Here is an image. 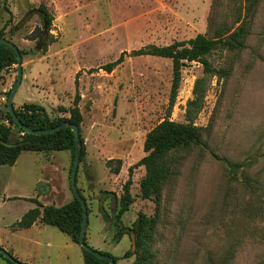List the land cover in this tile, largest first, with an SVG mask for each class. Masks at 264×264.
I'll return each mask as SVG.
<instances>
[{
  "label": "rangeland",
  "instance_id": "374dc122",
  "mask_svg": "<svg viewBox=\"0 0 264 264\" xmlns=\"http://www.w3.org/2000/svg\"><path fill=\"white\" fill-rule=\"evenodd\" d=\"M40 7L54 22L38 49L29 37L43 30L40 17L19 24ZM245 9V0H0V33L26 54L14 108L38 105L52 119H66L60 109H71L81 96L85 159L77 186L90 211L87 240H102L118 264L136 263L137 256H123L130 250L140 253L131 239L138 233L151 249L153 264H264V0H259L245 48L217 50L208 57L217 76L206 75L198 63L183 68L173 108L170 60L127 57L111 74L100 69L123 53L229 33ZM220 71L229 75L220 79ZM16 81L17 65L0 75V115L7 107L1 99H8ZM197 85L204 99L191 117L203 129L201 143L175 155L157 208L141 197L146 171L136 165L147 156L144 144L155 127L166 120L192 121L188 104L196 98ZM67 155L25 153L14 166H4L0 199L4 194L30 198L45 178L46 165L58 166ZM226 163L241 170L232 173ZM130 169L134 202L117 219ZM107 193L118 198L116 211L110 210ZM102 198L112 222L101 220ZM140 217L155 219V228L143 230L140 223L138 230Z\"/></svg>",
  "mask_w": 264,
  "mask_h": 264
},
{
  "label": "trees",
  "instance_id": "16d2710c",
  "mask_svg": "<svg viewBox=\"0 0 264 264\" xmlns=\"http://www.w3.org/2000/svg\"><path fill=\"white\" fill-rule=\"evenodd\" d=\"M246 9L245 16L237 20L238 27L233 31L227 33L222 32L215 38H208L205 35H198L196 38L185 42H178L168 47L149 46L139 51L132 53H123L118 60L109 63L100 68L107 74H111L117 67L124 64L127 57L141 58V57H157L168 59L173 64L174 80L172 85L170 108H173L178 96V90L182 80V70L188 64L198 63L204 67L206 75L217 76L218 73L211 67L208 62V57L217 50L240 51L245 48L246 41L249 37L252 19L259 0H245ZM40 20L43 29L46 32L51 30L54 22L53 17L45 7H40ZM0 33V38H3ZM20 54L25 56L23 51ZM17 56L8 47L0 45V75L13 65H17ZM220 79L229 75L228 71H220ZM77 86V84H76ZM11 92L8 94V99ZM195 100L188 104V119L192 120V115L202 109L203 96L199 91L198 85L195 88ZM81 96L76 95L73 106L71 109H60L63 114H68L69 118L66 119H52L45 109L38 105H23L22 108L15 109L16 116L24 126L33 131H46L57 128L63 124L77 126L82 130L84 122L83 115L80 110ZM8 120L11 124L7 127L4 121ZM14 132L17 134L16 139H12ZM22 131L13 121L8 111L1 115L0 119V167L14 166L22 153H38V154H51L59 152H68L70 154V170L69 180L71 176V169L75 157V138L70 129H65L59 133L43 136L28 135L20 136ZM203 129L197 127L192 120L189 124H179L170 120H166L162 124L155 127L146 137L144 144V151L147 154L136 166L144 167L146 175L140 183L141 197L144 200H152L159 208L161 203L162 192L166 184L169 182L173 175V158L182 150H190L197 147L201 143ZM82 140V139H81ZM82 156L81 164L85 159V145L82 140ZM226 167L232 173H236L241 168L237 165H230L226 163ZM80 169V168H79ZM118 173V171H116ZM79 173V170H78ZM133 169H130V179L123 187V196L120 202L119 217L124 216L129 212L134 200L131 196L132 174ZM78 183V176L77 181ZM246 185L251 186V182L245 180ZM71 190V185H70ZM82 198L86 202L85 197ZM72 193V191H71ZM73 195V193H72ZM37 208L29 211L22 220L14 226V229H29L37 222L44 225L54 227L63 234L69 236L72 241L79 245V238L83 224V211L81 204L73 196L72 202L61 207H43L41 204L36 203ZM87 204V203H86ZM88 210V216H89ZM138 223L142 224L143 230L149 227V230L155 228L156 220H146L144 217L138 219ZM136 223V228L138 226ZM85 242L87 245V234ZM137 248L140 253H133L129 251L125 254L124 259H129L137 256L135 264H153V255L148 245H144V239L141 233L137 235L136 239ZM85 264H109L105 261L96 259L93 255L87 253L82 249ZM104 254V253H103ZM108 255V254H106ZM0 257L12 264L9 260L5 259L2 255ZM12 257V256H11ZM13 258V257H12ZM14 261L18 262L13 258ZM117 263L119 259L114 258ZM20 263V262H19ZM22 264V263H21Z\"/></svg>",
  "mask_w": 264,
  "mask_h": 264
},
{
  "label": "crops",
  "instance_id": "0c3cea01",
  "mask_svg": "<svg viewBox=\"0 0 264 264\" xmlns=\"http://www.w3.org/2000/svg\"><path fill=\"white\" fill-rule=\"evenodd\" d=\"M17 97L14 101L15 104ZM16 109H18L17 105ZM25 153L30 152L22 153L20 158ZM69 159L70 154L68 153L64 161H59L58 166L52 163L46 165L45 178L40 180L38 191L30 198L4 194L0 199V249L22 264H72L74 257L75 264H85L82 248L75 244L69 236L54 227L37 222L29 229H14V226L29 211L37 208L36 203L41 204L43 207L53 206L61 208L72 202ZM88 240H90L88 244L92 245L93 249L101 253H107V249L103 247L102 240L99 242L97 238ZM76 248H79V251ZM79 256H81L80 263L78 261ZM0 264L9 263L0 257Z\"/></svg>",
  "mask_w": 264,
  "mask_h": 264
},
{
  "label": "water",
  "instance_id": "95a60500",
  "mask_svg": "<svg viewBox=\"0 0 264 264\" xmlns=\"http://www.w3.org/2000/svg\"><path fill=\"white\" fill-rule=\"evenodd\" d=\"M35 15V13L28 15L20 24V26H24L27 24L32 17ZM0 45H4L8 48H10L15 55L17 56V81L15 84V87L13 88L10 97L8 99L7 103V108H8V113L12 117L13 121L15 124L26 134L28 135H34V136H43V135H51V134H56L59 133L65 129H70L75 138V157H74V162L72 165L71 169V176H70V185H71V191L73 193V196L75 199L81 204L82 206V211H83V224H82V229H81V234L79 238V245L80 247L86 251L87 253L93 255L96 259L105 261L109 264H116L115 260L113 257L110 255L103 254L99 251L94 250L93 248L89 247L86 242V234L88 230V225H89V216H88V209H87V204L84 201V199L81 196V193L78 191V186H77V176H78V170L81 164V156H82V140H81V134L80 130L77 126H71L69 124H63L57 128L51 129V130H46V131H33L27 128L22 124V122L19 120V118L16 116L15 113V108H14V101L16 98V95L18 91L20 90L22 83H23V78H24V71H23V57L20 54L19 48L13 44L11 41H8L4 38H0ZM0 255H2L5 259L9 260L12 264H21L19 262H16L13 260V258L4 250L0 249Z\"/></svg>",
  "mask_w": 264,
  "mask_h": 264
},
{
  "label": "flooded vegetation",
  "instance_id": "af4514ba",
  "mask_svg": "<svg viewBox=\"0 0 264 264\" xmlns=\"http://www.w3.org/2000/svg\"><path fill=\"white\" fill-rule=\"evenodd\" d=\"M33 13H35V15L34 16H36V15H38L39 17H40V13L37 11V12H35V11H33L32 13H30V14H33ZM29 14V15H30ZM28 16V15H27ZM33 16V17H34ZM32 17V18H33ZM31 21V20H30ZM29 21V22H30ZM28 22V23H29ZM21 24V23H20ZM20 24H19V27H23V26H20ZM43 27V26H42ZM47 39H48V32H46L44 29L43 30H37L35 33H33V34H31V36L29 37V40H32V41H37V48L38 49H40V48H42L44 45H45V43H46V41H47ZM108 195H110V197H111V200H110V202H108L109 203V206H110V210L111 211H116V207H117V205L119 204V201H120V199H122V198H119V201H118V198L115 196V195H113L112 193H107ZM100 208H99V213H100V215H101V220H102V222L103 223H105V221L106 220H108L109 222H112V220H113V217H112V214L107 210V209H104V203H107V201H105L103 198L101 199V201H100ZM120 217H119V212L117 213V219H119ZM140 219V218H139ZM137 223H138V220H137ZM140 223H138V225H139ZM137 228H138V230H139V226H137ZM107 229H108V227H107ZM125 235H127V236H129L130 237V235L129 234H124V236ZM123 236V237H124ZM131 239H132V242H133V245L136 243V239L134 238V236H132L131 237ZM122 243V242H121ZM131 251V250H130ZM129 252V251H128ZM104 254H108V253H104ZM126 254V253H125ZM125 254H124V256H125ZM108 255H110V254H108ZM111 257H113V258H117V257H114V256H112V255H110ZM124 256H123V260H129V259H131V258H129V259H124ZM135 257V256H134ZM133 258V257H132ZM118 259V258H117ZM118 262H119V260H118ZM118 262L116 263V264H118Z\"/></svg>",
  "mask_w": 264,
  "mask_h": 264
},
{
  "label": "built area",
  "instance_id": "2783aa9c",
  "mask_svg": "<svg viewBox=\"0 0 264 264\" xmlns=\"http://www.w3.org/2000/svg\"><path fill=\"white\" fill-rule=\"evenodd\" d=\"M7 100H8V99H7L6 97L2 98V99H1L2 104L6 106V104L8 103ZM6 111H8V108H7V107H6ZM4 124H5L7 127H10V126H11V124H10V122H9L8 120H5V121H4ZM20 136H22V137L25 136V132H22V133L20 134Z\"/></svg>",
  "mask_w": 264,
  "mask_h": 264
}]
</instances>
